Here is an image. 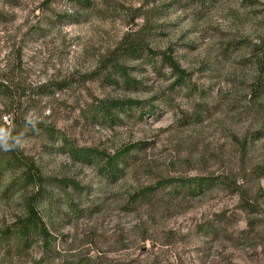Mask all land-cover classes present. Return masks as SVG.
Listing matches in <instances>:
<instances>
[{
	"label": "rangeland",
	"instance_id": "374dc122",
	"mask_svg": "<svg viewBox=\"0 0 264 264\" xmlns=\"http://www.w3.org/2000/svg\"><path fill=\"white\" fill-rule=\"evenodd\" d=\"M263 42L264 0H0V264H264Z\"/></svg>",
	"mask_w": 264,
	"mask_h": 264
},
{
	"label": "trees",
	"instance_id": "16d2710c",
	"mask_svg": "<svg viewBox=\"0 0 264 264\" xmlns=\"http://www.w3.org/2000/svg\"><path fill=\"white\" fill-rule=\"evenodd\" d=\"M264 44V42H263ZM129 54L134 55L135 53H137L139 51V46L138 44H134V45H129L127 47V49ZM149 52L151 53V55H155V56H160L161 57V61L164 63V65L169 68L171 71H173V73L175 75H177V81H175L176 84H183L184 82V78H185V74L182 70L179 69L178 65L175 63V61L173 60V58L171 57V55H168L165 52H153L151 50H149ZM260 64H261V68L262 70H264V48L262 51V57L260 59ZM175 85V84H174ZM142 104V102H135V101H126V102H122V101H113V102H107L103 105H100V109H101V113L103 115V117L107 120H112L113 115H112V109H114L115 107L118 108H125L127 106H140ZM70 156L74 159H78V160H83L85 161V158L91 156V158H93V160H96V158L99 157L98 152H95L93 150H88V149H82V150H77L75 148H71L69 150ZM122 157V155L118 152L114 153L112 156L108 155L106 157V161H105V169L108 171H113L114 172L116 170H118V164H119V160ZM34 176L32 175L30 172H28V174L25 175V180L28 183H34ZM41 177V176H40ZM38 175H37V179L38 180H43V178L41 179ZM190 182V181H189ZM192 182L195 183V187L198 188H202L203 186V180L201 179H192ZM73 183V182H72ZM150 191L152 188H148ZM147 189V190H148ZM43 193V191H36L33 195H31L29 197V199H27V210H28V215L29 218L22 223L18 234L21 235H28L30 233L31 229L37 230L38 233L40 234V236L47 241V237H48V233L47 230L45 228V226L42 224L41 221V217L40 215L36 212V200L39 198V196Z\"/></svg>",
	"mask_w": 264,
	"mask_h": 264
}]
</instances>
